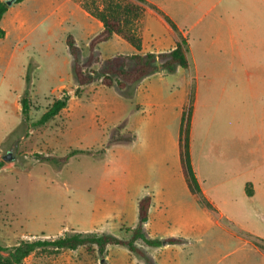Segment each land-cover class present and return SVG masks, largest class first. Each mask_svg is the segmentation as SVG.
Returning a JSON list of instances; mask_svg holds the SVG:
<instances>
[{"label": "rangeland", "instance_id": "374dc122", "mask_svg": "<svg viewBox=\"0 0 264 264\" xmlns=\"http://www.w3.org/2000/svg\"><path fill=\"white\" fill-rule=\"evenodd\" d=\"M94 1L96 6L103 8L110 0ZM128 1L144 8L138 31L146 51L159 48L168 52L174 40L186 39L189 67H178L172 74L160 69L124 90L96 82L84 87L80 97L74 95L78 85L73 71L69 72L71 76L63 87L58 89L63 83L62 78L67 76H52L56 66H48L37 55L35 62L29 63L22 80L17 76L5 78V83L0 86V162L4 164L0 170L1 247L10 250L23 240L56 239L73 233L105 234L129 240L131 233L126 228L133 229L138 224V203L150 173L148 171L146 175L143 170H136V162L133 173L130 172L131 154L135 151L137 154L138 147L142 146L139 140L135 147L136 133L146 131L145 123L152 119L154 128H157L155 134L159 139L163 138L162 143L156 142L154 151L166 154L169 157L167 163L171 164L172 134L175 135L176 150L178 113H181L175 108L176 103L185 100L187 104L183 114L189 109L191 111L189 146L192 130L196 131L197 126L200 132L197 117L201 114L205 126L209 124L208 90L220 82L215 77L213 65L210 66V15L206 0L184 2L187 14L174 18L181 32L171 27L170 30L165 23L152 17L148 4ZM103 46L100 47L102 55H114L118 51L112 43ZM78 47L81 50L80 61L84 63L89 56V46L80 43ZM101 54L95 50V55L102 59ZM67 55L71 60L68 51ZM92 69L98 71L99 66ZM198 87L201 100L194 115V97ZM65 93L70 96L67 108L45 125L34 126L53 101ZM25 95L31 101L26 122L20 101L14 104L17 97L21 100ZM216 102L217 98L212 101L213 104ZM231 113L233 117L245 116L239 102L238 105L233 104ZM218 116L223 117L224 122V110ZM248 116L255 115L250 110ZM204 133L214 139L211 128L206 127ZM196 144L199 145L198 140ZM133 147L136 149L132 151ZM75 151L80 153L66 163L39 158L61 159ZM9 153L13 159L6 162L4 157ZM202 201L200 207L206 212L204 216H195L198 222L196 232H182L175 215L172 216L173 206L169 207L167 218L162 222V232L153 236L157 239L189 238L188 242L177 245L180 249L172 247L165 250L167 244L153 248L142 241L136 243L151 264H261L258 253L252 246H245L241 239L258 246H263L262 242L239 231L238 226L221 217L212 206L207 209ZM243 208L239 204L232 210L230 208V212L237 210L235 215L241 218ZM221 227L235 231L232 232L235 237L226 234ZM133 260L141 264L145 262L125 247L110 246L104 259L96 253L90 255L84 249L39 250L23 264H132Z\"/></svg>", "mask_w": 264, "mask_h": 264}, {"label": "crops", "instance_id": "0c3cea01", "mask_svg": "<svg viewBox=\"0 0 264 264\" xmlns=\"http://www.w3.org/2000/svg\"><path fill=\"white\" fill-rule=\"evenodd\" d=\"M185 1L146 0V5L148 4L152 17L172 30L164 20V16L168 17L181 32L174 18L187 14ZM206 2L210 15V66L213 65L217 75L215 77L219 78L220 83L208 90L209 124L205 126V119L201 114L197 117L200 132L197 131V126L196 131L192 130L190 161L202 197L221 217L238 226L239 231L262 242L263 246H258L239 238L245 246L253 247L260 256L261 264H264V0ZM0 28L6 34L0 39V86L7 77L17 76L22 80L27 74L29 63H34L37 55L48 66H56L52 76H67L66 79L62 78L63 83L58 88L61 89L68 76H71L69 72L73 66L67 46L68 36L74 37L77 46L80 43L89 46L92 39L104 30V25L76 0H24L10 7L0 22ZM177 41L174 40L170 51ZM106 43H112L118 51L114 55H102L100 47L105 44L102 43L96 49L102 59L115 55L170 52H162L159 48L146 51L144 44L143 50L138 52L117 35ZM15 85L18 86L17 83ZM216 98L218 102L213 104L212 101ZM200 100L201 91L198 87L194 97V115ZM19 101L21 100L17 97L14 104L17 105ZM238 102L245 116L241 114L234 118L231 109ZM146 104L152 106L150 103ZM186 104L182 100L175 105L181 113H178L180 118L176 150L175 135L172 134L171 164L167 163L169 157L166 154L154 151L156 142L162 143L163 138L159 139L155 134L157 128H154L152 119L145 123L147 130L136 133L135 136V147L139 140L142 146L138 147L137 154L136 151L131 154L130 172L133 173L135 162L138 164L136 170H143L146 175L150 171L148 181L143 184L145 191L142 197L150 196L152 199L145 225L152 239H157L153 238L158 235L156 232H162V222L167 218L169 207L174 206L172 216L175 215L182 232H196L198 222L195 221V216H204V211L206 212L200 207L201 198L190 192L181 167L180 131ZM222 105L225 108H220ZM223 110L229 117L224 116V122L223 117L218 116ZM250 110L255 116H248ZM206 127L214 131L213 140L204 133ZM197 140L199 145L196 144ZM134 149L136 148L133 147L132 151ZM239 204L245 207L241 218L235 215L237 210L230 212V208L232 210L233 206ZM216 224L220 226V223ZM221 228L226 234L235 237L232 229ZM169 238L189 241V238L182 236L162 237L158 240ZM172 247L178 246L167 245L165 250H171ZM131 263L141 264L134 260Z\"/></svg>", "mask_w": 264, "mask_h": 264}, {"label": "trees", "instance_id": "16d2710c", "mask_svg": "<svg viewBox=\"0 0 264 264\" xmlns=\"http://www.w3.org/2000/svg\"><path fill=\"white\" fill-rule=\"evenodd\" d=\"M24 0H17L15 4L21 3ZM78 1L84 9L92 16L100 20L104 25V30L94 37L89 44V56L82 63L80 61V48L77 46L73 36H68L67 46L73 60L72 71L76 79L78 88L74 95L80 97L83 93V88L90 86L96 82L101 85L111 88L116 87L119 90H124L127 87L139 83L143 79L156 74L159 70H163L169 74L175 72L176 68H188V43L186 39H178L174 49L168 53H146L135 55H115L109 59H101L95 55L97 47L108 42L114 35L132 45L138 52L142 51L143 40L138 31V24L143 16L144 8L138 4H134L128 0H110L103 5V8L96 6L95 1L87 2L85 0ZM139 4L146 3V0H136ZM10 7L6 4V0H0V22L9 11ZM155 9V8H154ZM156 10V9H155ZM157 11V10H156ZM164 20L174 30L178 31L173 22L166 16ZM5 31L0 28V39L5 37ZM99 66V70L95 71L92 68ZM70 101V96L64 94L61 98L55 99L51 106L46 110L43 116L34 123V126H42L54 119L63 112ZM24 122L28 121L31 101L28 95H25L20 101ZM190 119L191 111L185 112L182 117L180 131V161L182 172L188 185L190 192L200 198V188L196 181L192 170V165L189 156V134H190ZM80 152H72L68 156L57 159L54 157L39 156L43 161L53 163H66L69 159ZM82 153V152H81ZM3 162H0V170L3 168ZM202 201V200H201ZM204 206L209 209L210 205L202 201ZM152 199L150 196L143 197L138 203V224L135 228H126L128 233H131L129 240L121 239L111 235H97L87 233L67 234L56 239H38L34 241L23 240L21 243L12 248L7 249L0 246V264H23L25 259L31 256L36 251L52 250L59 251H77L84 249L88 254H98L101 259L107 252L110 246L125 247L130 253L135 254L151 264V261L146 257L144 251L136 246L138 241H142L149 247L158 248L163 245H180L184 240L178 238H169L164 241L152 239L146 231L145 225L148 222V216ZM6 255V256H5ZM105 264V263H104Z\"/></svg>", "mask_w": 264, "mask_h": 264}, {"label": "water", "instance_id": "95a60500", "mask_svg": "<svg viewBox=\"0 0 264 264\" xmlns=\"http://www.w3.org/2000/svg\"><path fill=\"white\" fill-rule=\"evenodd\" d=\"M17 0H6V4L11 7L16 3ZM13 158L11 157V154L9 153L7 156L4 157V161L9 162L11 161ZM165 244V243H163Z\"/></svg>", "mask_w": 264, "mask_h": 264}]
</instances>
